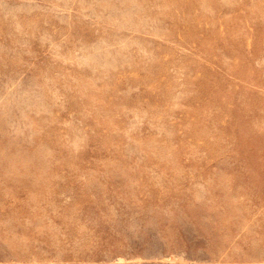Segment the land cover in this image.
Instances as JSON below:
<instances>
[{
  "label": "rangeland",
  "instance_id": "374dc122",
  "mask_svg": "<svg viewBox=\"0 0 264 264\" xmlns=\"http://www.w3.org/2000/svg\"><path fill=\"white\" fill-rule=\"evenodd\" d=\"M0 264H264V0H0Z\"/></svg>",
  "mask_w": 264,
  "mask_h": 264
}]
</instances>
